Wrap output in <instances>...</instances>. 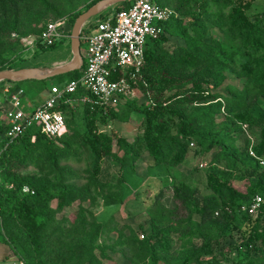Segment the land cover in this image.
Segmentation results:
<instances>
[{"label":"trees","instance_id":"16d2710c","mask_svg":"<svg viewBox=\"0 0 264 264\" xmlns=\"http://www.w3.org/2000/svg\"><path fill=\"white\" fill-rule=\"evenodd\" d=\"M97 1L99 0L91 1L86 6V10ZM132 1L117 4L115 12L127 9ZM153 1L162 7H171L175 11L169 2L164 1L174 2L178 5L177 10L182 11V15L189 16L191 22H187L182 15V17L175 15L161 24L163 32L160 36L146 44L144 66L136 89V94L140 91L148 101L147 105L140 108L146 122L141 138L132 144L125 137L101 129L111 122L115 108L91 109L86 105H78L74 108L64 105L61 108L67 128L69 121L77 113L81 115L87 126L86 134L82 139L95 160L108 162L114 166L116 177L113 180L101 175L102 166H98L89 174L83 186L66 182L64 171L59 164L65 150L58 148L51 138L39 133L28 132L5 149H3L4 139L0 143V231L15 249L19 261L25 264H105L110 262L108 252L119 249L125 257L132 258V264H135L134 255L143 256L141 264H158L170 253L169 233L174 228L170 222L174 219L177 230L180 229L181 232L180 239L188 238L189 240L186 241L189 243L197 236L202 235L203 239L196 248L193 247L194 243L190 248L183 245V256L179 257V262L175 264H209L213 261L203 260L207 256L214 257L212 237L208 232L212 234L214 229L219 231L228 229L240 218L244 221L245 228L239 242L231 249L236 252L240 250L246 252L249 258L248 264H264V203L255 214L241 211V207L249 205L256 195L264 199V166L260 164V160H264V122L259 137L255 143L253 142L254 144H251L250 127L255 124L256 119L252 114L238 110L241 108V99L232 100L233 102L230 101L223 107L226 112L223 111L225 116L222 131L198 125L199 114L188 116L182 108L187 104L194 107L196 112L199 110L209 116L211 112L220 113L223 103L220 96L210 94L209 91L211 83L214 86L219 83L216 78L218 75L216 66L222 63V56L232 59L233 53L222 51L215 41L210 44L211 47L204 45L203 50L200 35L205 30V22L217 25L226 35L237 37L241 48L249 49L246 60L241 63V68L249 88L255 89L264 100V25L260 22L264 19V12L257 14L254 20L248 16L247 13L255 0ZM18 2L19 0H0V9L12 11ZM5 11L1 15L5 16ZM81 13L72 18L71 26ZM190 26L194 29L193 36L189 32ZM17 29L18 25L13 26L10 31L16 32ZM166 34L184 39L186 48L176 49L172 53L161 48L160 43L167 41ZM54 46L42 47L50 49ZM212 49L220 52L216 50L213 52ZM207 54L214 59L211 62L206 60L209 62L202 69L206 64L202 62ZM3 55L0 54V71L11 69L4 67L6 58ZM190 68L193 71L185 73ZM68 76L67 80L62 79L57 84L63 85L68 80L78 78L80 71L69 73ZM60 77L62 76H57L58 79H61ZM209 77L213 78L212 81L208 80ZM187 81L191 84L189 89L178 90L166 96V92L183 87ZM30 82L44 83V81ZM127 103L129 106H136L130 99ZM208 116H205L207 120H211ZM173 118L176 120H172ZM168 120L174 124L175 134H172ZM0 132L4 133L2 125ZM241 134L246 135L244 150H239L235 146ZM60 141L67 149L76 143L68 135ZM190 143L194 144L192 148L195 152L201 154L215 151L205 170L209 193L201 201L194 197V188L186 183L179 184L175 179L173 184L175 208L167 209L164 205L161 187L153 186L151 195H143L141 190L138 195L136 194L143 180L138 178L139 174H135V163L142 152L154 161V165L150 168L151 172L153 170L160 172L164 169L167 174H172L171 169L186 160ZM114 145L117 148L116 152L113 151ZM118 151L121 154H118ZM28 162L45 163L48 169L58 168L62 177L55 179L48 174L40 177L19 174L17 168ZM171 180L173 181V178ZM148 181L145 182L149 183L146 187L151 189L153 183L158 180L152 178L150 182ZM237 183H242L245 190H239L236 187ZM25 186L30 188L33 194L24 192ZM133 194L139 209L150 215V233L143 236L142 240L127 225L117 230L114 240L108 243L106 240L101 241L102 235L116 228L111 226L112 221H109V218L102 220L92 214L88 207H80L79 217L71 224L70 229H66L55 220L56 213L62 212L77 201L93 205L97 197H100L107 208L115 209L121 207L125 198ZM52 202H56L55 209L51 208ZM179 210L184 211L185 217H182ZM193 212L206 219L205 222H195L192 218ZM212 214H216L214 219L210 218ZM48 237L49 263L46 254ZM52 237L55 238L54 241ZM252 253H259L258 261L255 262L249 256ZM165 264L170 263L165 262Z\"/></svg>","mask_w":264,"mask_h":264},{"label":"rangeland","instance_id":"374dc122","mask_svg":"<svg viewBox=\"0 0 264 264\" xmlns=\"http://www.w3.org/2000/svg\"><path fill=\"white\" fill-rule=\"evenodd\" d=\"M91 1L93 0H19L16 8L12 11H5L3 9H0V54H4L3 56L6 58L4 67H11V69H20L23 67H31L37 65L52 67L60 66L68 62L71 58L70 55H68V44L70 41L72 29L71 20L78 13L85 11L86 6ZM164 2H169V4H171V6L176 11V16L180 17L182 15V11L179 12L177 10V4L171 1ZM115 6L116 5L106 7L103 13H101V16L112 15L115 12ZM4 11L6 14L5 16L1 15L4 14ZM262 12H264V0H255L247 14L252 20H254L255 16ZM182 16L185 18V20H187V22H191V18L189 16ZM8 17L10 18L8 19ZM58 19H65L66 26L65 31L63 32L64 36L58 40L54 47L50 49H44L40 44H37L33 46V48H27L21 41V38H23V36L37 35L39 33L38 31L42 29L45 22ZM260 22L264 25V19L260 20ZM205 23V30L200 35V38H202L200 44L202 45L203 50L205 46H210V44L215 41L219 44V47L222 51L233 53L232 59H230L228 56H225L226 58L222 56V63L218 64L219 61L216 62V64H218L216 66V71H218V75L216 76V78L219 83L217 86H214L213 83H211L210 86V94H216V96L218 97L220 96V100L223 103L220 102V113L211 112L209 113V116L207 114H202V112L199 110L198 112H196L194 110V107L187 104H185L182 108H184V111L188 116H197L199 114L198 116H200L201 118H197L198 125H202L204 127L208 126L209 128H213L216 131H222L225 116L223 111L226 112V109L224 110L223 107L227 106L228 103L232 100L241 99V108H239L238 110L241 112L250 113L256 119L255 124L250 127L251 135L249 134L252 138L251 144H254L259 137L260 128L264 122V100L258 95L255 89L251 87L249 88V85L246 83L247 78L244 76V72L241 68V63L246 60L249 49L241 48L240 41L239 39H237V37L230 34L226 35V33L221 32L220 28L217 25H211L212 23L210 22ZM17 25L18 29L16 32L10 31L13 26L16 27ZM92 25L93 23L89 24V26ZM192 29L193 27L190 26L189 32L191 36H193L194 31V29ZM165 36L167 38V41L160 43V47L164 50H168L169 53H172L179 48H186V42L184 39L170 34H166ZM85 49L86 43L84 40H81L80 50L83 56ZM215 50L217 52H220L217 49H212L213 52H215ZM215 54L217 56V53ZM220 55L222 54L220 53ZM205 58L206 59H204V62L202 63L206 64L203 65L202 69H204V67L209 62L206 60H210L211 62L214 59L208 54ZM191 71H193L192 68L187 69L185 73H189ZM202 74H204V72H202ZM61 76V79L55 77L52 78V81H49L48 79L41 84L32 83L30 81H22L18 82L17 85L21 86L25 90L26 97L30 99L32 103L38 104L45 99V94L47 93L46 85L50 86L52 84H57L58 81H61L62 79L67 80L69 78L68 74ZM203 78L205 77H202V79ZM212 79L213 78L211 77L208 78V80L211 81ZM190 85V81H187L186 83H184L183 87L175 88L171 91L166 92L165 94L166 96H169L178 90L182 91L184 89H189ZM132 101H134V103L136 104L135 107L129 106L127 103L126 105L122 104L121 106L115 108V115L114 117H112L111 122L106 127L102 126L101 129H105L107 132L113 133V135L125 137L129 143L133 144L135 140L141 138L140 136L143 135V132L145 130L146 122L140 108L141 106L147 105L148 101L146 97H143L141 95L140 91L137 92ZM205 116H208V118H210L211 120H207ZM172 120L176 119L173 118ZM168 124L170 126L172 134H175L176 130L174 124L169 120ZM86 130V122H84L81 115L77 113L76 116L69 121L67 132L65 134L57 136L55 138H51L52 140H54L58 148H63V150H65L59 162L60 168H62L64 171L63 175L65 181L74 183L76 186H83L88 180L89 174L98 166H102L101 175L103 174V176H106L111 180L116 177L115 168L114 166H112V164L108 162L102 163L99 162L100 160L97 161L93 158L91 151L82 139L86 134ZM66 135L70 136L73 142L76 141V143H74V145L70 149H67L62 141H60V139ZM245 139V134H241L237 138L235 146L239 150H244ZM1 142H3V132H0V143ZM116 149L117 148L114 145L113 151L116 152ZM117 153L121 154V152L119 151ZM214 153L215 151H213L212 153L201 154L199 152H195V150L190 147L186 160L176 168L171 169L172 174H167L164 169L160 172L152 169L153 171L151 172L150 168L154 165V161L145 152H142L135 163V174H139L138 178H141V180H143L141 182L142 185L138 187L139 190L136 192V194L138 195L141 190L143 192V195H151V192H153V188L155 186H157V188L161 187V190L163 192L162 202L167 207V209L175 208L176 201L173 197V184L175 179L179 184L186 183L194 188V197L198 199V201H201L203 197H205L209 193V190L206 186L205 170L208 167L209 161L211 160ZM200 164L206 165L201 168ZM17 172L25 176L40 177L44 176V174H48L50 177L55 179H59L60 177H62L58 168L48 169L45 166V163L41 162H28L24 166H20V168L18 167ZM152 178L157 179L158 181L160 180V182L158 183V181H156L159 185L158 186L154 181L155 184L153 183L152 188L150 189L149 187H146L149 183L145 182L148 180V182H150ZM171 178H173V181L171 180ZM237 184L238 185H236V187L239 190H245V187L242 183ZM105 204L106 203L103 202L100 197H97L93 205H89L88 202L82 203L80 201H77L71 206L63 209L62 212L56 213L55 220L59 224L63 225V227H65L66 229H70L72 227L71 224L74 223L76 221V218L79 217L80 207H88L92 214L94 213L95 216H99V218H101L102 220H107L109 218V221H112L111 226L113 228H116L114 230H111L107 234L102 235L100 238L101 241L106 240V242L108 243L110 240H114L117 236V230L119 231L121 228L127 225L135 231L136 235L141 240L143 238L141 236H147L150 233V215L148 216L149 213L147 214L146 211H141L139 209L134 194L125 198L124 204H122L121 207H116L115 209L107 208ZM55 205L56 202H52L51 208L55 209ZM179 211L181 215H183L182 217H185L184 211ZM215 217L216 214H212L210 218L214 219ZM192 218L195 222H205L206 220H204V218H202L197 212L192 213ZM89 219L91 218L89 217ZM171 221L172 222H170V224H172L174 228L169 233V237L171 239L170 253L164 256L163 259L158 262V264H165V262L175 264L176 262H179L178 258L183 256V245H185L187 248H190V245L194 243L193 247L196 248L200 246L201 240H203L201 237L202 235L194 237L191 243L186 241L189 240L186 237V239H180V229L177 230V227L174 224V219H171ZM244 228V221L239 218L228 229L222 231L214 229L212 234L207 231L212 237L211 243L213 244V258H215V260L210 256H207L206 258L203 257L205 258L203 260L213 261L209 262V264H248L247 262L249 258L246 252H244L243 250L236 252L235 250L231 249L232 246L237 245V243L239 242L241 233ZM125 230L127 232V229ZM52 240L54 241L55 238L52 237ZM49 244L50 242L48 237L46 241L47 262L49 261L50 255ZM14 250L15 249L8 242L4 234L0 231V262L18 260V257ZM19 253L21 254V252ZM108 255L110 262H105V264H132V258L125 257L119 249H117V251L108 252ZM129 255L133 256L132 254ZM249 256H251L256 262L258 261L259 253H252ZM133 257L135 264H141V261H143L142 255H134ZM146 263H148L147 259Z\"/></svg>","mask_w":264,"mask_h":264},{"label":"built area","instance_id":"2783aa9c","mask_svg":"<svg viewBox=\"0 0 264 264\" xmlns=\"http://www.w3.org/2000/svg\"><path fill=\"white\" fill-rule=\"evenodd\" d=\"M175 15L171 7H162L153 0H133L127 9L97 20L88 33L81 35L86 49L80 76L63 85L48 86L45 99L38 104L26 97L21 86L2 82L0 124L4 127L3 149L28 132L48 138L65 134L67 123L61 109L64 105L71 108L86 105L91 109L106 110L132 100L141 79L147 42L157 39L163 32L161 24ZM65 26V19L51 20L37 35L23 36L21 41L27 48L37 44L53 46L64 36ZM193 146L190 143V147ZM260 164L264 166V160H260ZM205 165L200 164V167ZM23 191L33 194L26 186ZM263 203L264 199L256 195L249 205L241 207V211L255 214ZM0 264L25 263L10 260Z\"/></svg>","mask_w":264,"mask_h":264},{"label":"water","instance_id":"95a60500","mask_svg":"<svg viewBox=\"0 0 264 264\" xmlns=\"http://www.w3.org/2000/svg\"><path fill=\"white\" fill-rule=\"evenodd\" d=\"M128 0H99L94 5L82 12L75 19L70 35L72 59L68 64L56 68L25 67L20 69L1 70L0 83L22 81H45L57 76L65 75L77 70L82 64L80 50V35L84 24L92 17L99 14L106 7L124 3Z\"/></svg>","mask_w":264,"mask_h":264},{"label":"crops","instance_id":"0c3cea01","mask_svg":"<svg viewBox=\"0 0 264 264\" xmlns=\"http://www.w3.org/2000/svg\"><path fill=\"white\" fill-rule=\"evenodd\" d=\"M104 11V10H103ZM103 11H101L99 14H97L96 16H94V17H92V18H90L85 24H84V26H83V28H82V31H81V35L85 32V33H88V30H91L93 27H94V25H95V23H96V21L97 20H99V19H101V13H103ZM102 15H104V14H102ZM109 16V15H108ZM103 18H104V16H103ZM90 23H93V27H90L89 26V24ZM73 26V25H72ZM81 35H80V46H81ZM68 55H70V60L68 61V62H66L65 64H68L70 61H71V59H72V51H71V45H70V41H69V44H68ZM81 56H82V64L80 65V67L77 69V70H75V71H81V68H82V65H83V55H82V53H81ZM65 64H62V65H60V66H63V65H65ZM49 65V64H48ZM32 67H40V68H56V67H58V66H44V65H37V66H32ZM72 73V72H71ZM69 74V73H68ZM49 81H52V79L50 80L49 79ZM14 83H16V82H14ZM17 84V83H16ZM48 86L49 85H46V87L48 88ZM46 95H47V93L45 94V97H46Z\"/></svg>","mask_w":264,"mask_h":264}]
</instances>
